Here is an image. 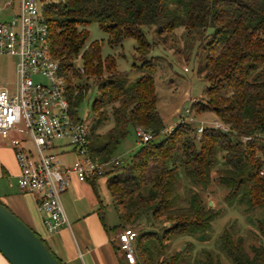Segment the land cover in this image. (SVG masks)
I'll use <instances>...</instances> for the list:
<instances>
[{"label": "trees", "instance_id": "obj_1", "mask_svg": "<svg viewBox=\"0 0 264 264\" xmlns=\"http://www.w3.org/2000/svg\"><path fill=\"white\" fill-rule=\"evenodd\" d=\"M38 1L47 24L50 54L58 61V74L64 81L70 114L88 122L89 141L113 117L106 140L89 147L91 156L105 160L113 155L129 127H141L152 135L150 140L139 143L129 161L120 160L106 172V185L120 227L139 224L142 218L160 227V232L137 233L133 264H179L183 252L162 255L167 241L181 234L206 231L219 213L197 192L190 194L185 205H179L175 167L169 163L176 156L192 185L206 188L217 168L219 183L227 189V202L237 199L250 208L264 206V174L260 173L264 166V0ZM92 21L107 32L111 46L120 45L126 37L134 39L140 62L135 67L145 73L126 83L114 57H102L97 41L84 48L88 37L85 27ZM143 27L159 35L179 27L187 32L211 30L202 68L206 86L203 96L193 101L192 109L212 112L229 126L227 132L204 125L198 133L194 121L187 119L162 132L152 75L155 64L149 57L152 45ZM79 54L82 71L75 66ZM88 80L97 94L91 101L90 118L81 119L77 108L89 90ZM160 133L163 136L157 140ZM220 153L222 164L217 167ZM97 177L87 180L94 191ZM0 203L25 222L9 204ZM42 224L46 232L43 218ZM27 225L51 251L43 235ZM259 229L264 236V225ZM156 244L158 255L153 252ZM220 245L234 264H264V244L251 247L250 253L242 237L233 238L225 229ZM201 264L222 263L205 253Z\"/></svg>", "mask_w": 264, "mask_h": 264}, {"label": "rangeland", "instance_id": "obj_2", "mask_svg": "<svg viewBox=\"0 0 264 264\" xmlns=\"http://www.w3.org/2000/svg\"><path fill=\"white\" fill-rule=\"evenodd\" d=\"M18 3L19 0H13V8L4 10L0 15V20L10 19L13 14H17ZM85 29L88 32V37L84 48L91 42L97 41L101 46L102 57H114L116 68L118 71L123 72L122 76L126 83L132 82L136 77L145 73L135 67L140 62L136 59L137 53L134 39L126 37L120 45L111 46L107 32L101 29L97 22L92 21L86 25ZM143 31L147 40L152 45L149 57L153 58L155 64L152 75L155 80V89L158 97L157 109L164 127L162 132L169 131L177 122L189 117L193 118L196 128L204 126L211 120L218 119L212 112L200 113L192 109V104L194 103L192 99H200L206 86L202 68L205 55L204 46L209 40L211 30L200 31L196 29L193 32H187L185 29L179 27L173 32L162 35L157 34L154 29L148 27H143ZM79 56L80 54L75 58V66L82 71ZM16 59L15 56L0 55V87L6 89L11 95L15 93ZM35 79L43 81L40 77H36ZM87 83L89 84V90L77 108L78 116L81 119L90 118L91 101L97 94V89L93 83L89 80ZM186 110H190L189 113ZM112 126L113 117L110 116L109 120L97 130L98 136L89 141V147L102 144L106 140L107 130ZM19 127L23 128V123L19 124ZM162 136L163 133H160L156 139L158 140ZM62 143V141H55V144L58 146ZM138 145L139 142L135 136V130L133 127H129L127 135L120 141L114 154L111 156L118 157L121 161L127 162ZM0 147L2 146L0 145ZM7 148L10 147L5 146V149ZM63 148L66 152L59 154V160L63 165H71L76 156L71 151L69 145H64ZM61 149L57 147L53 152L59 153L58 151ZM219 155L220 160L217 167L222 164L221 153ZM15 163L18 171L16 160ZM169 163H173L175 167L179 205H185L190 194L197 192L202 197L204 203H207L209 207L217 210L219 213L211 221L206 231L195 234H181L169 239L162 251L163 256L166 257L175 252H183L184 258L179 264H201L205 253H210L222 264H234L221 249L220 237L225 229L232 234L233 238L242 237L244 246L250 253L252 252L251 247L258 246L259 243L264 244V236L259 229L262 224L264 225V206L250 208L247 203L237 199L227 202L225 200L227 189L219 183L217 168L212 171L210 184L206 188H203L200 185H192L189 182L177 156L173 162ZM16 174L10 171L8 176H0V200L6 204L8 202H6L5 196L8 194L18 193L25 198L30 195L33 196V194L25 192L18 187ZM108 176L109 173H104L96 178V191L93 190L91 183L88 181H81V187H78L76 183H69L68 190L71 194L73 193V199H76L77 195L81 194L80 188L83 195H85L83 199L77 200L76 204L94 203L96 205L95 211L102 225L108 229V232H119L122 228H132L137 233L144 230L160 232L158 223L151 222L150 220L147 221L145 218H142L139 224L120 227L121 222L112 206L111 196L106 185ZM113 229L115 230L111 231ZM157 247L158 244L153 249L154 255L160 253V249ZM118 255L122 257L121 253ZM121 262L122 264H133L124 257L121 258Z\"/></svg>", "mask_w": 264, "mask_h": 264}, {"label": "built area", "instance_id": "obj_3", "mask_svg": "<svg viewBox=\"0 0 264 264\" xmlns=\"http://www.w3.org/2000/svg\"><path fill=\"white\" fill-rule=\"evenodd\" d=\"M9 8H13V0H0V15ZM17 10L10 19L0 20V55L17 58L15 93L11 95L0 87V145L8 141L12 147L18 165L17 185L34 195L46 232L52 234L68 223L61 195L72 177L87 181L110 171L121 161L114 156L105 160L91 156L89 124L76 120L69 112L64 81L58 74V61L50 54L47 24L39 1L19 0ZM21 123L23 128L19 127ZM205 125L223 132L229 130L218 119ZM203 127L197 128V132ZM135 136L139 143L152 138L140 127L135 129ZM55 141L63 143L58 146ZM64 145H69L76 156L68 166L59 160V154L66 152ZM57 147L62 149L54 153ZM260 173L264 174V166ZM136 237L137 232L132 228H122L117 233L118 247L132 263Z\"/></svg>", "mask_w": 264, "mask_h": 264}, {"label": "crops", "instance_id": "obj_4", "mask_svg": "<svg viewBox=\"0 0 264 264\" xmlns=\"http://www.w3.org/2000/svg\"><path fill=\"white\" fill-rule=\"evenodd\" d=\"M1 146L0 176H8L10 171L18 174L14 152L9 142L4 141ZM5 146L10 148L5 149ZM72 182L81 187V181L72 178L70 184ZM80 193L76 199H73V193L71 194L67 187L61 195L68 223L62 225L58 231L52 234L44 230L42 215L36 211L34 195L29 194L30 196L25 198L18 193H12L6 195L5 200L22 216L27 224L43 235L46 244L62 264H122L121 258L124 255L117 248L118 231L115 233L107 231L95 211L96 205L94 203L76 204L77 200H81L85 196L81 188ZM119 253L122 257L118 255ZM0 264H9L1 254Z\"/></svg>", "mask_w": 264, "mask_h": 264}, {"label": "water", "instance_id": "obj_5", "mask_svg": "<svg viewBox=\"0 0 264 264\" xmlns=\"http://www.w3.org/2000/svg\"><path fill=\"white\" fill-rule=\"evenodd\" d=\"M0 254L9 264H60L39 236L2 203Z\"/></svg>", "mask_w": 264, "mask_h": 264}]
</instances>
